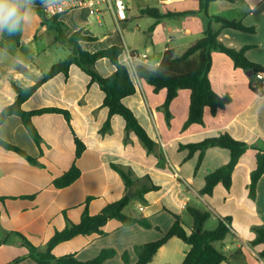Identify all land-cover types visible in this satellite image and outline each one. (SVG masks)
Instances as JSON below:
<instances>
[{
    "label": "crops",
    "instance_id": "obj_1",
    "mask_svg": "<svg viewBox=\"0 0 264 264\" xmlns=\"http://www.w3.org/2000/svg\"><path fill=\"white\" fill-rule=\"evenodd\" d=\"M144 1L154 3L156 0ZM159 1L166 6L165 9L157 4H146L145 8L158 9L162 14L182 13L198 11L200 3L199 0H174L170 4ZM20 6L25 17L20 25L12 32L7 26L0 28V112L16 100L13 84L21 88L33 86L59 62L52 59L55 33L41 27L35 5L21 1ZM87 14V8H80L61 17L70 30L68 35L83 29L85 35L97 39L91 43L102 45L98 50L126 44H122L120 36H115L105 24L100 25L95 20L106 29L98 40L97 35L86 29L89 27ZM208 14L254 27L255 33L224 29L219 40L236 50L249 47L247 58L264 68V0L214 1L209 5ZM107 16L113 21L107 13L104 23ZM128 21L129 18L122 24ZM209 22L215 30L220 29V23L211 20L204 12L169 16L158 23L155 19L150 27V40L143 45L145 50L142 51L151 57L144 66L157 68L167 50H173L176 57L183 54L203 36ZM112 38H118L119 43H107ZM212 56V87L219 95L230 96L231 102L216 115L207 108L204 125L195 124L186 131L183 127L189 113L190 91L179 92L170 105V120L167 121L161 109L166 100V90L155 93L150 85L135 76L137 93L124 99V104L135 113L156 142L153 151H149L134 133L127 132L125 121L120 116L112 118L108 132H101L109 116L103 106L104 93L76 66L70 69L68 76L60 74L43 84L24 104L27 111L56 107L71 114L69 122L57 114L35 117L33 122L42 137L40 145L31 139L19 117H9L0 126V138L23 149L37 162L31 163L0 147V264H15L19 258L23 260L16 264H37L27 258L25 241L45 250L49 240L68 222L79 223L86 210L90 215H97L108 205L129 197V193H132L131 201L124 213L148 219L153 228L125 227L111 220L104 228L106 236L75 237L58 245L54 254H75L80 261H88L102 250L113 249L117 255L103 264H124L122 255L125 252L130 253L134 264L137 261L134 248L163 237L174 223L171 213L180 215L184 222L183 214L191 207L211 210L214 216L207 222L213 221L214 229L216 217L231 218L232 233L216 244L227 256V261L222 264H264V256L261 255L264 245L251 244L255 239L252 228L264 225V175L257 186L256 200L249 197L251 174L257 166V151L249 148L241 157L233 172L229 191L223 184H218L209 196L200 194L205 178L229 163V151L219 147L208 149L195 174L199 152L188 158L189 151L180 149L182 145L200 143L226 133L250 145L264 144V96L251 89L252 75L236 68L223 53L216 51ZM104 70L106 73L100 74L109 76L115 67L108 61ZM75 136L86 146L79 159L75 157ZM140 151L141 157L138 155ZM74 164L81 171L80 178L66 188H56L55 180ZM115 167L130 175L135 181L133 188L126 186ZM151 186L158 187V190L144 193V189ZM190 221L191 227L186 229L187 232L193 227L192 217ZM189 250L187 244L172 238L149 264H182Z\"/></svg>",
    "mask_w": 264,
    "mask_h": 264
},
{
    "label": "trees",
    "instance_id": "obj_2",
    "mask_svg": "<svg viewBox=\"0 0 264 264\" xmlns=\"http://www.w3.org/2000/svg\"><path fill=\"white\" fill-rule=\"evenodd\" d=\"M30 2L35 5L37 14L40 19L41 27H47L55 33V41L60 45L67 44L70 48L68 57L54 64L43 78L35 85L21 88L13 84L16 92V100L12 105L7 106L0 112V126L11 116L19 117L25 126L31 139L40 145L42 137L35 126L33 119L37 116L45 114L62 115L67 122L71 120V114L68 110L61 108H42L34 111H27L24 108L25 102L33 97L40 87L50 81L57 75L68 76L70 69L74 66L82 69L90 78L91 83L97 84L104 93L103 106L108 110L109 116L102 128L101 132L106 133L111 129V120L114 116L123 118L126 124L127 132L134 133L149 151H153L156 142L150 137L145 128L140 124L135 113L124 104V99L131 97L137 93V84L135 75L130 68L120 61L123 53V46L113 45L106 49L96 52H90L82 47V43L95 42V37L85 35L84 30L70 33L67 25L61 20L64 15L49 17L43 11L42 6L50 0H21ZM220 0H199L198 11H189L182 13H166L162 14L158 9H145L144 13L154 17L156 23L162 18L169 16L194 15L204 12L211 20L220 23V29L215 30L211 22L206 27L203 36L195 43L190 45L183 54L176 57L173 50H167L163 56L160 65L157 68H149L144 65H138L136 68V77L150 85L155 93L166 90V100L161 107L165 113L167 121L170 120V105L178 97L181 90L190 91V106L188 118L184 124L183 130L186 131L192 125H204L205 110L209 108L213 115L219 110L224 109L231 102L228 95L222 96L216 93L212 87L210 80V72L213 64V52H220L228 56L234 63L236 68L252 73L251 89L260 95V89L253 86L254 78L257 73H264V68L251 62L246 51L249 47L240 50L225 46L219 36L224 29H233L239 32L255 33L254 27H247L241 21L229 20L219 16H209L208 8L211 2ZM106 59L110 61L115 71L109 76L101 75L95 68L96 64ZM76 143V159H79L85 152L86 146L75 136ZM0 147L5 150L12 151L25 158L31 163H36V159L29 156L23 149L0 138ZM213 147L223 148L229 151L230 161L228 164L218 168L214 172L208 174L205 178V186L200 191L201 195L211 196L218 184H223L227 191L231 189L233 183V172L239 163L241 157L249 148L257 151V166L251 174V183L249 186V197L256 200L257 186L264 175V144H247L234 139L229 134H223L216 138H208L200 143L180 146L181 150H188V158L199 152V160L195 168V174L199 171L205 153ZM115 169L123 177L128 188H133L135 181L130 175L119 168ZM81 176V171L76 164L67 171L63 176L56 179L54 185L58 189L66 188L76 182ZM158 190V187L151 186L144 189L147 191ZM131 199L128 196L108 205L97 215H90L86 210L79 223L68 222L67 226L55 233L49 240L45 250H41L31 243L25 241V247L28 250L27 258L32 259L37 264H103L106 260L117 255L113 249H105L100 254L88 261H80L75 254H67L56 256L54 249L67 241L78 236H101L107 235L104 228L109 221L115 220L121 226L139 225L150 229L153 228L148 219H138L128 216L124 213L125 208L129 205ZM188 212L193 218V227L190 232L184 227V222L180 215L171 213L174 217V223L166 234L160 239L136 246L134 253L137 261L134 264H149L153 261L157 252L170 239L177 238L190 247L182 264H222L227 261V256L216 247L217 243L223 242L231 233V218L217 219V226L213 230H205L206 222L213 218L214 214L211 210H199L196 208H188ZM157 231L160 228L155 227ZM252 231L255 239L252 245H264V225L254 226ZM264 256V251L261 254ZM124 264H132L130 253L125 252L122 255ZM19 258L14 263L22 261Z\"/></svg>",
    "mask_w": 264,
    "mask_h": 264
},
{
    "label": "rangeland",
    "instance_id": "obj_3",
    "mask_svg": "<svg viewBox=\"0 0 264 264\" xmlns=\"http://www.w3.org/2000/svg\"><path fill=\"white\" fill-rule=\"evenodd\" d=\"M161 1H155L154 3L152 2H145L144 0H128V5H129V9H128V18L129 21L125 24H121V30L122 32H120V30L115 26V24L113 23V21L111 20L110 17H105V25L107 26L108 29H110L111 31H113V34L115 36H120V38L122 39V44L126 43L130 48H137L139 50H145L144 49V44L150 40V36L149 33H151L152 29H150V27L154 24L155 19L152 17H147L146 15H144V10L146 9L145 6L146 4L152 6L154 4L159 5V7L161 9H165V5L164 4H160ZM177 2H179V0H177ZM88 17V21H89V27L86 29H88L90 31L91 34H95L97 35L98 40L100 39V33L104 32L106 29L100 27L97 22L95 21V17L90 16L89 14H87ZM103 24V25H104ZM70 31V30H69ZM189 41V40H188ZM107 43H113V44H118L119 40L118 38H112L109 40V42ZM110 44H105L104 46L110 45ZM101 44H93V43H85L83 44V48L89 51H96L99 49V47H101ZM70 53V48L67 44L64 45H60L59 43H56V46L54 47L53 50V56L52 59H54V61H60V60H64ZM106 61H101L99 63V65L96 67V70L101 73V74H105V70H104V66L106 64ZM44 66V64L42 65V67ZM138 82V81H137ZM138 84H141L138 82ZM139 157H141V151L138 152ZM132 194V193H131ZM184 217V227L185 229H190V225H191V216L189 215L188 212H184L183 214ZM214 222L213 221H209L206 223V229L207 230H212L214 229Z\"/></svg>",
    "mask_w": 264,
    "mask_h": 264
},
{
    "label": "built area",
    "instance_id": "obj_4",
    "mask_svg": "<svg viewBox=\"0 0 264 264\" xmlns=\"http://www.w3.org/2000/svg\"><path fill=\"white\" fill-rule=\"evenodd\" d=\"M174 0H163L170 4ZM43 11L49 17L66 14L70 11L87 8L89 15L95 17L100 25H103L104 16L108 13L113 18L115 26L121 32V24L127 21L128 4L127 0H50L43 6ZM148 52L132 49L126 44L123 45V53L120 61L126 64L136 76L138 65H147L150 62ZM253 86L260 89V95L264 96V73H257Z\"/></svg>",
    "mask_w": 264,
    "mask_h": 264
},
{
    "label": "clouds",
    "instance_id": "obj_5",
    "mask_svg": "<svg viewBox=\"0 0 264 264\" xmlns=\"http://www.w3.org/2000/svg\"><path fill=\"white\" fill-rule=\"evenodd\" d=\"M21 0H0V28L7 26L9 32L14 31L24 20Z\"/></svg>",
    "mask_w": 264,
    "mask_h": 264
},
{
    "label": "water",
    "instance_id": "obj_6",
    "mask_svg": "<svg viewBox=\"0 0 264 264\" xmlns=\"http://www.w3.org/2000/svg\"><path fill=\"white\" fill-rule=\"evenodd\" d=\"M249 74H250V75H252V73H251V72H249ZM131 196H132V194H131V193H129V197H131Z\"/></svg>",
    "mask_w": 264,
    "mask_h": 264
}]
</instances>
